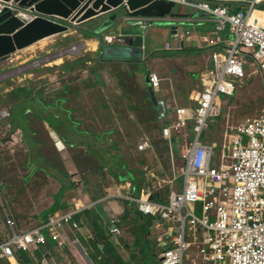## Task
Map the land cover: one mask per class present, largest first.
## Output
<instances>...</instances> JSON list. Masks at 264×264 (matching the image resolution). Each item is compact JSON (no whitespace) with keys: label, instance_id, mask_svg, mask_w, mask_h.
Segmentation results:
<instances>
[{"label":"built area","instance_id":"1","mask_svg":"<svg viewBox=\"0 0 264 264\" xmlns=\"http://www.w3.org/2000/svg\"><path fill=\"white\" fill-rule=\"evenodd\" d=\"M167 1L205 13L215 23L216 33L229 32L232 40L227 47L212 52L213 64L201 76L204 90L196 97L194 108L175 106L162 123L160 136L170 145L174 181L181 178L179 192L172 187L163 200L157 197L162 187H150L147 198L134 196L129 200L142 216L153 218L151 229L156 232L153 241L159 250L156 264H264V110L231 129L227 127L220 152L216 143L201 141L208 119L221 114L219 95L234 96L233 82L243 81L247 57L258 68L264 86V25L260 18L253 17L255 11L233 12L227 5L190 0ZM5 8L16 15L22 13L12 2L0 1V14ZM150 20L163 21L168 17ZM55 21L68 25L69 29L79 27ZM185 34L184 28L177 27L173 35L176 44L168 42L165 48L179 49ZM162 80L156 71L149 73V90L155 95L162 90ZM11 118L9 108L0 110V119H8L10 127ZM183 129L188 131L186 139L182 136ZM16 138L13 133L12 139ZM150 147L145 140L138 146V152ZM180 147L183 151L175 159L174 152ZM215 153L219 163L213 169ZM178 158L181 168L176 166ZM75 207L73 211L53 213L46 222L25 231L17 229L5 209L8 231L0 234V260L14 262L17 251L48 245L49 238L64 248L69 231L82 229L76 216L85 205L79 207L77 203ZM164 222L168 223V229H164ZM121 223L120 217L111 218L109 231L113 237L120 234ZM88 238L93 235L88 234Z\"/></svg>","mask_w":264,"mask_h":264},{"label":"rangeland","instance_id":"2","mask_svg":"<svg viewBox=\"0 0 264 264\" xmlns=\"http://www.w3.org/2000/svg\"><path fill=\"white\" fill-rule=\"evenodd\" d=\"M102 22V18L91 20L81 26L79 25L80 28L78 27V29L71 28L65 33L44 38L22 49L24 52L30 50V54H24V58L28 56V60L13 66L8 64L2 66L0 79L5 81L7 86L13 88L9 93L12 97L11 120L15 122V125H20L25 132L22 138L24 145L19 142L12 145L11 148L8 146L2 148L0 143V195L3 197L10 214L14 216L19 231H25L36 225L35 222L38 218L35 216L47 212L56 200L59 201L61 192L66 190L65 187L71 185V177L66 172L71 170L67 161L79 163V173L83 177L82 181L86 182V188L95 185L97 182H102L101 180L105 178L97 176L99 171L94 175L95 168L104 167V162L97 156L92 154V165L86 168L85 165L81 166L84 162L81 155L84 153H78L76 150L70 154L60 153L55 149L56 143L50 140L51 137L48 141L46 140L45 145L38 144L37 139L46 137V134L50 136L48 130L45 132L42 128L40 129L39 121L34 118L37 116L34 114L46 112L43 110L49 109L52 124L54 123L60 129L71 134V129L67 128V123L65 124V114H68L66 110H70L69 113L73 117H82L81 120L86 118V122H83L85 125L90 122V127L98 129L96 125L104 121V118L100 119L105 115L103 110L107 109L105 112L110 115L108 119H113L116 122L115 129L108 128L111 138H114V142H116L112 144L109 150L113 155L110 154V157L114 159L113 161L118 156L129 155L128 152L134 151V153L139 154L138 146L143 141L148 140L151 147L142 152L151 153L152 161L147 167L148 171L153 168L164 170L171 182L168 186L158 190L157 197L160 196V199H165L171 187L176 192L180 190L181 178L174 181L175 170L170 145L160 136L162 122L157 121V114L150 111L147 96L149 71L155 66V62L151 59L155 54L166 53V51H160L162 35L153 33L157 27H152V31H149L152 39L149 36L146 42V56L141 59L142 61L101 60L97 54L98 51L92 52L85 46L87 42L85 44L78 42L79 35L77 34L80 29H96L100 27ZM159 28L164 31L170 29L166 26ZM38 60L41 61L38 62ZM0 61V63H6V59ZM181 63L180 59L173 63L177 68L170 75L174 81L175 89L172 87V90L175 95V106L194 108V101L199 93L204 90V86L201 81H192L191 85H184V77L188 74L191 76L190 73H184V66L188 70L192 61L190 59L184 61L183 59ZM233 84L236 88L235 95L232 97L219 95L221 114L217 118L208 119V128L201 136L202 142L216 143L217 152L222 150L223 134L227 127L231 129V127H235L249 118L260 115L264 110L263 79L258 68L252 64L250 57H247L243 81H235ZM3 89L4 87H0L1 91ZM41 97L46 101L54 97L64 99L62 103L59 102L58 106L60 112H65L60 113L64 114L63 118H56L55 115L57 114H55V108L52 105L44 103L39 110L37 106L30 103V98L37 99L35 100L37 103L43 100ZM74 105L76 110H74ZM28 107H32V113L31 111L28 113ZM25 109L28 111L26 112ZM35 111L37 112L35 113ZM97 120L100 121L94 124ZM91 121L94 122L91 123ZM7 123L6 120L0 122V135L2 136H6L10 130ZM15 125L13 123V131ZM104 128L103 123V126L100 127L101 133L105 130ZM187 134L188 131L183 129L182 136L184 139L187 138ZM230 134L233 132L230 131ZM182 151L183 148L180 147L176 151L177 153L174 152L175 159L177 156L179 157ZM218 163V155L215 153L212 156L211 168L216 169ZM176 166L181 168L179 158ZM51 169H53L52 172L49 171ZM97 178L96 182L91 181ZM150 187L152 189L158 187L155 180ZM1 215L4 216L3 207H0ZM123 224L125 223L123 222ZM168 227V223L164 222V229H168ZM150 234L148 241L153 245L151 236L154 237L156 232L151 229ZM121 236L122 232L116 238L117 243L115 241L110 242L116 246L117 249L115 250L121 253L120 257L124 259H122L123 263L140 264V249H137L136 253L127 250L122 246ZM42 248H46V246ZM39 250L34 251V254L38 255ZM152 251L155 256L159 253L155 247ZM94 253L97 252L94 251ZM66 258L73 260L71 254ZM99 258L98 255L97 259ZM0 264L8 263L0 260Z\"/></svg>","mask_w":264,"mask_h":264},{"label":"crops","instance_id":"3","mask_svg":"<svg viewBox=\"0 0 264 264\" xmlns=\"http://www.w3.org/2000/svg\"><path fill=\"white\" fill-rule=\"evenodd\" d=\"M248 3H253L255 0H245ZM264 3V0H256V4ZM231 11L238 12V11H245L244 8H235V7H229ZM262 9L257 10V12H263ZM264 10V9H263ZM248 11V10H246ZM180 13L181 15H184V23H186L184 27V34L189 31L188 34H185L184 39L182 40V44H180L179 49H166L165 46L168 42H172L173 44H176V38L171 35V30L164 31L163 29L159 27H163L160 25H149L147 27L146 32H143L142 35H138L136 38V44H141L144 46L146 51L147 41L150 36V32L152 31V27L156 26L157 30H155L153 33L159 35L161 34V40H162V48L160 51H166L165 54H155L154 57L151 59L155 62V66L152 70L149 71H156L159 73V75L163 78L162 80V90L159 94L152 96L151 91H149L150 94V100L153 103V106H151L150 111L152 113L157 112L160 114L161 118H166L170 114V109L175 107V95L173 94L174 88V81L170 77L172 75L173 71L176 70V65L173 64L176 63L177 60L180 59L181 61L184 59H190L192 61L191 66L188 70L185 69L184 66V73H190L187 76L184 77V85L188 84L191 85L192 81H201L202 83V75L205 74L211 67H212V60H211V54L214 51L221 50L222 48H225L229 45L230 41L232 40L231 34L229 32L224 33H216L215 30V23L212 19L208 18V16L203 12H197L187 7H180ZM182 18V19H183ZM136 18H130L126 13L123 11H120L117 15L116 21L112 27H110L105 33H116V34H122V35H135L139 34L140 26L139 24H135ZM160 21V20H156ZM162 21V20H161ZM151 28V29H150ZM80 32V31H79ZM77 35H79L78 42L82 43H88L89 46L85 45L87 48H89L90 51H99L101 47V42L98 38H90L84 36L81 32ZM142 32V31H141ZM151 38V36H150ZM95 39V40H94ZM152 39V38H151ZM92 40V41H91ZM145 40V42H144ZM156 50V49H155ZM24 54L28 55L30 54V50L28 52H24L21 50L16 51L15 53L11 54L6 58V63H0V73L2 66L4 65H17L18 63H22L23 61L28 60V56H25ZM36 56V55H35ZM1 62V61H0ZM204 72V73H203ZM26 74V73H25ZM0 87H4V89L0 90V110L3 108H9L11 109L12 106V97L9 93H11V89H13L11 86H7L5 81H1L0 79ZM43 94V93H42ZM42 98V97H41ZM40 98V99H41ZM43 100L38 101L35 103L33 102L34 106H37L39 110H41L42 104H49L52 105L55 111L56 118H63L65 112H60L58 110L59 102H63L64 99L54 97L51 100ZM37 100V99H35ZM173 101V103H172ZM155 108V110H153ZM29 110V111H28ZM28 110H25L28 113L33 112L32 107H28ZM74 110H76V106L74 105ZM107 110V109H105ZM103 110L104 116L101 117L104 118V125L105 130L102 134L98 135L96 131L94 132V129L90 127V122L86 124L87 128L81 127V122H86L85 119H82V117H73L71 113L65 114L66 115V122L67 128L71 129V134H68L63 129H60L59 126L54 125V123H50L52 117L48 110H43L46 112H43L42 114H34L37 115L34 118L39 121L38 126L40 129L48 130L47 135L44 138L37 139L38 144L45 145L46 140H49V137H51V141H61L64 144L63 149H59L57 144L54 146L57 147V150L60 153L63 154H70L72 151L76 150L78 153H88L93 154L100 158L104 162V167H100L103 169V172L107 173L109 175L108 183L106 184L108 189V192H111L106 197H99V190L94 185H90V187H85L86 182L82 181V176L79 173L78 164L74 161H67V165L70 166L71 170H67V174L70 175V184L67 185L65 188L66 190L64 192H61V196L59 198V201L57 200L51 205V208L47 212H42L39 216H35V218H38L37 222L35 224H39L46 219L53 213H65L67 211H73L78 203V206L81 207L82 205H85V208L80 211L76 219L78 221H81L82 223H85L84 226L81 229V231H71L70 230V242L65 244V248H61L58 246V243L50 239V243H53V255L51 256L49 251H46L47 254L44 256L43 259H38L37 264H96L93 262V254L94 249L91 245V240L88 238V234H92L93 237H97L99 231L97 230L96 225L103 226L105 229V233L110 238V241H116V238H118L121 235L120 238L121 242H123V247H125L127 250H131L132 252L136 253V251L132 250V245L135 241V236L137 237H143L145 239L147 234V241L149 240V234L151 233V221L152 219L150 217L142 216L141 214H137L138 211L136 204H134L132 201L129 200L130 197L134 196H142L145 189L147 187L150 188V185L154 180L153 178H158L160 183L165 184L167 183L166 177L163 176L164 171L161 169H155L152 170L148 177V165L151 164L152 158L151 153H143V156H139V154L132 152H128L127 157L123 160L124 165L116 159L110 157V149L112 144H115L114 138H111V134L108 132V128L115 129L116 122L115 120L110 118V115L107 114ZM70 111V110H69ZM37 111H35L36 113ZM71 112V111H70ZM6 120L7 127H9V131L6 133V136L0 135V143L2 144L1 147H9L11 148L12 145L16 143H22L24 145V142L22 138L25 135L24 130L21 128L20 125H15V122L10 119L11 127L8 126L9 120L8 119H0V122ZM99 120V121H100ZM98 120L94 122V124L99 122ZM13 123L15 125V130L13 131ZM58 128V129H55ZM16 133V141L12 139V134ZM35 133V132H34ZM118 133V131H116ZM177 151V150H175ZM132 153V154H131ZM145 154V155H144ZM111 156H113L111 154ZM66 164V162H65ZM56 168V167H54ZM53 169L49 170L52 172ZM151 170V169H150ZM149 170V171H150ZM160 171H162L160 173ZM74 175V176H73ZM89 177V176H88ZM80 178V179H79ZM94 181L95 180H91ZM109 185V186H108ZM68 188V189H67ZM123 201H130L132 202L131 205L128 207H125L123 204ZM0 204L4 205L3 207L9 212L7 209V206L4 202L3 197L0 195ZM2 205L1 208H2ZM55 208V209H52ZM139 212V211H138ZM10 213V212H9ZM128 213V216L124 219V216ZM11 217L15 220L14 216L10 214ZM119 216L120 218H123L124 223L122 224V230L119 235L116 237H111L109 232V225L110 220L112 217ZM33 223V222H32ZM3 225V226H2ZM5 220L4 217L0 216V234L6 230L5 228ZM31 226V225H30ZM140 227V229H138ZM143 227V230L141 228ZM138 229V230H137ZM113 239V240H112ZM113 244V243H112ZM152 244V243H151ZM114 248L116 246L113 244ZM103 248V246H100ZM154 247V246H153ZM46 249L42 247H34L31 250L24 251L25 253H29L35 258L34 251H37L38 249ZM68 249L73 259L64 261L59 256L64 255V252ZM47 250V249H46ZM151 250V249H150ZM68 254V256L70 255ZM120 255L121 253L118 252ZM123 259V258H122ZM124 260V259H123ZM3 262V261H2ZM15 262L17 264H21L18 260V257H16ZM9 264V263H8Z\"/></svg>","mask_w":264,"mask_h":264},{"label":"water","instance_id":"4","mask_svg":"<svg viewBox=\"0 0 264 264\" xmlns=\"http://www.w3.org/2000/svg\"><path fill=\"white\" fill-rule=\"evenodd\" d=\"M5 3L12 2L22 10L16 15L9 8L0 14V60L6 59L18 50L24 49L44 38L65 33L66 23L82 25L91 20L103 19L100 27L85 31H92L101 35L102 55L107 59H134L145 57V48L136 44L138 35H142L149 25L169 27L171 35L176 33L179 26L186 23L181 19L180 6L167 0H0ZM197 3L212 5H227V7L244 8L249 11L264 9V3L251 4L245 0H190ZM120 11L130 18H136L134 23L139 24V34L122 35L114 32L106 34L116 21ZM156 21L151 18H167ZM184 28V27H182ZM142 31V32H141ZM130 39H132L130 41ZM182 44V42H181ZM154 96V92L151 91ZM245 137L243 136V142ZM59 149L64 148L61 141H57ZM63 144V146H62Z\"/></svg>","mask_w":264,"mask_h":264},{"label":"trees","instance_id":"5","mask_svg":"<svg viewBox=\"0 0 264 264\" xmlns=\"http://www.w3.org/2000/svg\"><path fill=\"white\" fill-rule=\"evenodd\" d=\"M261 11H264V10L262 9ZM80 32L84 36H86V37L98 38L99 40L101 39L100 38L101 35L95 34L92 31L90 32V31H85L84 29H82V30L80 29ZM101 53H102V46L100 47V50L97 52V54L99 56V59H101V60H123V61H130V62L142 61V60H134V59H107V58H104V56ZM145 56H146V54H145ZM147 96H148V104H149V107H151V106H153V103L150 100L149 92H147ZM29 100H30V103H33L35 101L34 98H30ZM153 110H155V108H153ZM66 111H67V113L70 112L68 110H66ZM158 120L160 122L164 123L165 118L164 119L161 118L160 117V114L157 112V121ZM50 123H51V121H50ZM81 126H82V128H87V126L83 122H81ZM96 126H98V129H94L93 128L94 129V132L96 131V133L98 135L102 134L100 132V127L103 126V122L100 123V124H97ZM161 128H162V125H161ZM160 133H161V129H160ZM55 149L57 150V147ZM142 154L143 153H139V156H141ZM81 157H83V159H84V162L81 164L82 167L85 165L86 168H88V167H90V165H92V158H93L92 154L89 155L88 153H84V155H81ZM126 157L127 156L123 157L121 155V156H118L117 159H118V161H120V163H122L124 165L125 163H124L123 160ZM77 164H78V168H79V163H77ZM103 169L104 168H102V169L101 168H98V169L95 168L94 171H93L95 173L94 175H96V172L99 171L97 173V176L99 178L105 177V178H103L101 180L102 182H100V183L97 182L93 186V187H95V188H97L99 190V197H101V198L104 197L105 195L111 193V192H108V189H105V188H107L106 187L107 186L106 184L108 183L109 175L106 172L104 173L103 172ZM97 180H98V178L95 180V182ZM87 187L92 188L90 186H87ZM149 193H150V189H149V187H147L145 189V191H144L143 194H145L148 197ZM123 204L125 205V207H128L129 205L132 204V202H130V201H123ZM136 213L137 214H141L138 211ZM127 216H128V213H126V215L124 216V219ZM121 219L123 220V218H121ZM151 219L153 220V218H151ZM79 222L84 226L85 223H82L81 221H79ZM123 222H124V220H123ZM151 223H152V221H151ZM121 225H120V228L123 226V225L122 226ZM96 227H97V230L99 231L98 236L96 238L94 237V239L91 240L92 241L91 242V245L93 246L94 251L97 252V253L93 254V256H92L93 261L96 262L97 264H125V263H123V261H122L120 255L118 254V252L115 250L113 244L110 242V238L108 237V235L104 231L105 228L103 226H99V225H96ZM138 229H140V227ZM141 230H143V227L141 228ZM147 237H148L147 234H146L145 239L143 237H137V236H135V241H134V243L132 245V250L136 251L137 249H140V260H141V263L140 264H155L156 263V256L153 254V251H152L154 249V247H153V245L149 241H147ZM101 245L103 246V248L100 247ZM53 246H54L53 243H49L46 246V249L47 250L46 249L45 250H39L40 249L39 248L38 249L39 251L37 252L38 255H35V258H33V256L31 254L23 252V250L17 251L16 254H17L18 260H19V262L21 264H37L38 259L39 260L40 259H43L44 256L47 254L46 251H49L50 250L49 251L50 255L51 256L53 255ZM68 254H70V252L68 251V249H66V251L64 252V255L62 254V256H59V257L61 259H63L64 261H67L66 256H68ZM98 255L100 257L99 259H97V256ZM73 259L75 260L74 257H73Z\"/></svg>","mask_w":264,"mask_h":264},{"label":"clouds","instance_id":"6","mask_svg":"<svg viewBox=\"0 0 264 264\" xmlns=\"http://www.w3.org/2000/svg\"><path fill=\"white\" fill-rule=\"evenodd\" d=\"M249 11V10H248ZM260 11V10H259ZM255 12H257V11H255ZM81 26V25H80ZM80 28V27H79ZM150 91V90H149ZM12 119V118H11ZM178 157V156H177ZM168 186V185H167ZM163 188V187H162ZM172 188V187H171ZM171 188H170V190H171ZM167 197V196H166ZM166 199V198H165ZM164 200V199H163ZM0 205H2V204H0ZM4 205H2V207H3ZM1 207V206H0ZM4 210H5V208L3 207V213H4ZM8 212V211H7ZM53 213H55V212H53ZM52 213V214H53ZM8 214H9V216L11 217V215H10V213L8 212ZM51 214V215H52ZM50 215V216H51ZM49 216V217H50ZM4 217V220H5V228H6V230L4 231L5 233H7V231H8V226H7V224H6V217H5V215L3 216ZM48 217V218H49ZM117 217H119V216H117ZM12 218V217H11ZM13 219V218H12ZM48 220V219H47ZM47 220H45V221H43V222H46ZM77 220V219H76ZM122 220V219H121ZM78 221V220H77ZM16 222V221H15ZM43 222H41V223H39V224H37V225H40V224H42ZM79 222V221H78ZM80 223V222H79ZM122 223H123V220H122ZM121 223V224H122ZM81 224V223H80ZM17 225V224H16ZM37 225H33V226H31V227H35V226H37ZM151 226H152V223H151ZM150 226V227H151ZM30 227V228H31ZM81 227L83 228V227H86V226H83L82 224H81ZM109 227H110V225H109ZM87 228V227H86ZM18 229V228H17ZM29 229V228H28ZM110 232V231H109ZM69 233H70V231H69ZM111 235V234H110ZM151 235V234H150ZM68 237H70V235H68ZM111 237H113L112 235H111ZM151 238H152V241H153V237L151 236ZM94 239V237L92 238V240ZM49 241H50V238H49ZM69 242H70V238H69ZM50 243V242H49ZM48 243V244H49ZM153 245H154V247L157 249V247H156V245H155V243H154V241H153ZM45 246H47V245H45ZM39 247H44V246H39ZM36 248H38V247H36ZM65 248V247H64ZM63 248V249H64ZM16 257H17V254L15 255V259H14V262L13 261H9V260H1V261H4V262H7V263H9V264H17L16 262H15V260H16ZM156 258H157V256H156Z\"/></svg>","mask_w":264,"mask_h":264},{"label":"bare ground","instance_id":"7","mask_svg":"<svg viewBox=\"0 0 264 264\" xmlns=\"http://www.w3.org/2000/svg\"><path fill=\"white\" fill-rule=\"evenodd\" d=\"M254 18H260L261 19V23L264 25V13L263 12H256V13H254V16H253ZM132 39H130V41H131ZM87 45H88V43H87ZM89 46V45H88ZM152 170H154V168L152 169ZM152 170H150V171H148V177H149V174H150V172L152 171ZM164 171V170H163ZM165 174V175H164ZM164 174H163V176L164 177H166V179H167V183H165V184H162V183H160V181H159V179L158 178H153L152 180H155V182L158 184V186H160V187H164V186H166V185H168V184H170L171 182L169 181V178H168V176L166 175V173H165V171H164ZM150 178V177H149ZM142 197L143 198H147V196L145 195V194H142Z\"/></svg>","mask_w":264,"mask_h":264}]
</instances>
